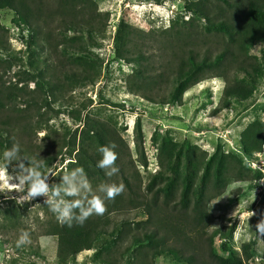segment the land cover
Listing matches in <instances>:
<instances>
[{
	"label": "rangeland",
	"instance_id": "rangeland-1",
	"mask_svg": "<svg viewBox=\"0 0 264 264\" xmlns=\"http://www.w3.org/2000/svg\"><path fill=\"white\" fill-rule=\"evenodd\" d=\"M191 1L169 0L162 5L138 0L90 1L87 13L95 11L98 21H94L97 26L92 40L87 33L83 34L86 56H77L71 51L64 53L60 49L56 56L49 49V39L44 36L38 40L44 52H41V47L32 51L28 42L30 35L14 23L15 13L8 9L0 11V91L4 94L0 96V101L3 99L5 105V109L0 108V123L10 121L13 127L12 138L18 145L27 148L30 154L28 157L33 164L39 165L38 170L44 169L39 171L43 176H49L47 182L50 187L59 185L62 176L74 169L72 165L76 163L79 151L87 144V124L95 119L111 125L126 143L135 163L131 166L130 179L134 186L143 191H146L153 176L160 171V159L168 144L176 146L173 159L180 162L179 173L182 178L194 175L193 172H187L186 165L195 160L197 148L206 153L209 159L217 151L242 158V132L257 120L264 122V76L256 78L252 98L232 103L229 109L214 114L226 86L223 78L216 77L192 88L184 95L182 104L161 107L131 91L136 82V78L132 77H135L139 69L138 63L116 58V35L122 21L145 33L162 36L159 38L161 40L162 34L174 23H183L192 18L193 14L186 10ZM43 3L47 12L57 8L54 0H43ZM55 28L53 26L51 30V27H45V32L51 30L57 35ZM69 37L75 38L73 33ZM54 39L56 41V36ZM58 43H61L59 39L56 45ZM155 49L157 57L163 53L159 47ZM263 51L264 46L256 44L251 50V56L261 61ZM61 53L66 62L73 63L81 59L94 67L95 82L74 83L62 80L63 83L53 93L46 95L39 90L37 78L34 77L38 73L48 72L49 80L54 74L52 64L58 62ZM46 58H49V68ZM243 78L240 76L238 79L243 82ZM245 82L252 86L251 81ZM139 127L143 134L147 167L140 163ZM68 143L70 146L57 156L59 147ZM21 160L24 159L17 155L8 171L11 173L15 164ZM46 162L48 165H45ZM7 164L4 151L0 149V167ZM245 164L253 171H261L263 179L260 182L232 183L223 196L211 201L209 211L216 221L207 235L213 238L220 256L228 255L222 250L223 243L228 245L230 252L238 253L241 257L245 255L244 246L250 245L254 259L249 264H264L259 258L264 251V234L256 228L264 220V154L256 155L251 161L245 160ZM114 176L113 183L122 184L119 175ZM89 183L92 189L90 195L100 196L105 206L108 205L105 194L99 191L101 185H106L105 182ZM7 194L0 193V264H59V238L51 233L61 223L46 205L47 198L41 196L20 202L15 199L19 193H11L15 197L12 199L6 198ZM111 217V221L106 224L108 234L91 251L80 253L68 264H105L106 261L110 264H140L131 254L135 250L133 246L136 238L142 237L133 223H145L148 217L136 215L135 212L119 211ZM158 217L154 227L165 224V221H161L163 216L159 220ZM123 221L134 229L131 234L127 233L130 234L127 237L123 236ZM21 230L29 233L30 243L17 247L16 241ZM193 238L192 249L204 241L197 233ZM202 247L205 251L204 255L200 252L202 257L199 255V259L206 264H214L208 258V248L204 243ZM149 263L152 264V260ZM153 264L180 263L172 257L162 256Z\"/></svg>",
	"mask_w": 264,
	"mask_h": 264
},
{
	"label": "trees",
	"instance_id": "trees-1",
	"mask_svg": "<svg viewBox=\"0 0 264 264\" xmlns=\"http://www.w3.org/2000/svg\"><path fill=\"white\" fill-rule=\"evenodd\" d=\"M54 1L57 8L49 13L43 0H0V11L8 9L15 13L14 23L30 35L28 42L32 51L41 47L38 40L44 36L49 39V49L56 56L59 49L64 53L71 51L77 56H86L83 34L87 33L92 40L97 26L94 21H98L95 11L87 13L88 3L93 0ZM138 1L162 5L169 0ZM186 10L193 14L192 18L183 23H174L162 34L161 40L159 38L162 36L145 33L125 21L121 22L116 35V58L139 65L135 77H132L136 78V82L131 91L154 105L166 107L175 103L182 104L184 95L192 88L219 77L225 80L226 86L214 114L229 109L232 103L248 101L254 95L256 78L264 76V51L261 61L251 56V50L256 44L264 46V0H192ZM53 26L57 35L51 32ZM45 27H51V30L45 32ZM72 33L75 38L69 37ZM54 36L61 43L56 45ZM158 47L164 54L157 57L155 48ZM41 48V52H44ZM61 56L62 53L58 62L52 64L54 74L49 80L48 72L38 73L34 77L37 78L38 89L44 94L53 93L63 83L62 80L74 83L95 82L94 67L81 59L73 63L66 62ZM46 59L45 62L49 60ZM47 66L49 68L48 62ZM240 76H244L245 81H251L252 86L240 81ZM3 95L0 91V96ZM2 100L0 108L5 109ZM12 132L10 121L0 123V149L5 152L14 144L17 145V155L29 166L30 154L27 148L18 145L12 138ZM86 134L89 136L87 144L79 151L72 167L83 169L90 182L104 181L105 184H112L115 176H106L105 170L97 167V162L102 159L99 152L101 147L115 145L113 150L118 156L115 166L119 169L117 174L124 185V192L114 200H107L109 204L105 206L107 211L104 216L92 215L82 225L73 220L72 227L66 224L54 227L51 235L59 238V264H68L80 253L91 251L108 234L106 224L117 211L135 212L136 215L148 217L145 223H133L142 237L136 234L139 239L136 238L134 242L135 250H128L140 264H150L151 260L153 264L162 256L172 257L180 264H206L199 259V255L202 257L200 252L204 255L205 251L202 243L208 248V258L214 264H249L254 259L250 245L244 246L245 255L241 257L238 253L230 252L228 245L223 243L222 250L228 255H219L213 238L207 235L216 221L209 211V204L223 196L232 183L260 182L263 179L262 172L251 170L245 160L251 161L256 155L264 154V122L257 120L242 132V158L217 151L209 159L206 153L197 148L195 160L186 165L187 172H193L194 175L187 178H182L179 173L180 162L173 159L176 146L166 145L160 159V171L153 176L146 191L133 185L130 172L135 163L126 143L111 125L101 119L91 120L87 124ZM138 135L140 163L147 167L141 127ZM69 146L68 143L59 147L57 156ZM161 216L165 224L154 227L156 218L159 220ZM122 223L123 236L127 237L134 229L126 225L125 221ZM196 233L204 241L192 249L193 235ZM259 258L264 262V251ZM105 264L110 263L106 261Z\"/></svg>",
	"mask_w": 264,
	"mask_h": 264
},
{
	"label": "clouds",
	"instance_id": "clouds-1",
	"mask_svg": "<svg viewBox=\"0 0 264 264\" xmlns=\"http://www.w3.org/2000/svg\"><path fill=\"white\" fill-rule=\"evenodd\" d=\"M114 147L115 145L104 146L99 149L102 159L97 162V167L105 170V175L108 177L119 172L115 166L118 156L113 150ZM18 151L19 148L15 144L5 151L4 159L8 164L0 167V193L7 192L6 198H15L10 195L11 193H19V197L15 199L20 202L46 197L45 203L56 216L57 221L68 227H72L73 220L82 225L90 216H102L106 212L104 199L94 194L90 195L91 185L81 168L66 173L62 176V182L52 187L47 182L49 176H43L38 170L39 165L33 164L32 161H29V166L25 165L24 160L19 161L10 173L9 166L13 164L12 161L16 159ZM99 191L104 193L107 199L114 200L124 192V185L115 183L101 185ZM65 197L75 199H65ZM256 228L258 232L264 234V220H261ZM28 243H30L29 233L21 230L16 246L21 247Z\"/></svg>",
	"mask_w": 264,
	"mask_h": 264
}]
</instances>
